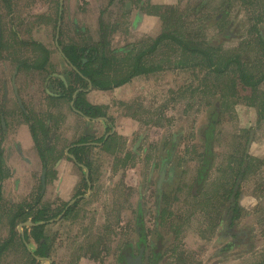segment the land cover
<instances>
[{
  "label": "rangeland",
  "instance_id": "374dc122",
  "mask_svg": "<svg viewBox=\"0 0 264 264\" xmlns=\"http://www.w3.org/2000/svg\"><path fill=\"white\" fill-rule=\"evenodd\" d=\"M61 8L63 14L59 18ZM225 28L227 35L223 32ZM0 32L3 44L0 152L5 172L1 235H8L10 221L20 209L30 210L40 187L42 168L30 129L36 132L37 143L50 167L48 150L53 144L52 135H56L57 156L63 157L65 149L83 134L97 140L114 128L112 136H115L107 143V150L92 147L89 151L96 159H91L94 163L91 164L103 172L109 171L105 182L110 177L116 188L108 187L99 198L100 191L92 193L95 197L82 206L93 200L104 203L107 209L105 215L101 212L103 222L98 217L97 228L88 219H81L82 211L77 212L78 217L71 214L79 221L73 230L87 236L80 244L77 241L82 237L76 238L82 250L75 247V251H81L85 259L73 264H123L118 261V255L135 238L133 222L127 221L137 212L133 202L138 199L129 197L127 185L137 183L145 189L144 211L148 215V231L150 235L153 233L152 242H147L149 252L158 245L159 235L163 236L164 257L155 264H264V61L260 58L264 57V48L255 43L257 35L264 41L261 35L264 36V0H64L62 5L60 0H0ZM56 39L65 47L97 42L102 46L101 51L109 58L103 71L106 77H96L100 79V86L91 88L87 98L101 108L111 125L85 122L71 113L68 99L51 100L42 93L41 86L49 73L65 77L75 87L80 85L59 56ZM158 39L159 43L152 48ZM183 44L206 51L205 56H211L215 63L227 59L225 71L215 73L214 67L207 66L208 62L204 66L193 60L199 55L198 50L188 55L190 52L182 51ZM46 48L48 63L44 62ZM140 54H146L139 60L142 65L156 69L116 86L132 72ZM6 62L8 101L3 99ZM102 62L97 61L93 67L99 69ZM40 65L45 69H39ZM17 66L20 69L16 85L25 101L27 115H22L12 94L10 77ZM242 68L261 80L257 85L261 97L256 107L242 101L250 90L232 94L235 89L232 86L237 88L240 83L233 74H239ZM48 88L52 93L61 92L57 77L52 78ZM217 104L222 109L221 124L216 127L211 142L213 160L210 163L203 158V131ZM162 130L168 135L163 139L168 140L181 133L177 171L182 172V185L177 194L169 192L170 203L160 213L162 227L155 229L153 191L144 179L151 163L145 157L162 139ZM117 150L119 163L113 160ZM124 154L126 160H123ZM102 156L108 157L104 163ZM203 161L210 169L198 189L195 178ZM242 167L244 177L236 226L237 231L248 233L249 246L245 250L241 244L226 254H219L220 240L226 239L221 229L228 211V195ZM70 168L71 165L65 169V164H61L58 172L66 178V170ZM50 174L49 191L53 195L52 170ZM58 184L60 191L72 188V184L66 185L65 179ZM34 213L36 210L32 209L29 215ZM94 254L96 258H90ZM143 260L145 264H153L149 253ZM1 262L31 264L29 254L18 239L6 250Z\"/></svg>",
  "mask_w": 264,
  "mask_h": 264
},
{
  "label": "flooded vegetation",
  "instance_id": "af4514ba",
  "mask_svg": "<svg viewBox=\"0 0 264 264\" xmlns=\"http://www.w3.org/2000/svg\"><path fill=\"white\" fill-rule=\"evenodd\" d=\"M64 0H60V5L63 4ZM252 2V1H250ZM62 8L59 12V18L62 16ZM60 20V19H59ZM57 26V36L59 35L60 31V22ZM224 34H229L228 29L225 28L223 30ZM1 33V32H0ZM0 58L2 54V34H0ZM264 40L263 33L261 34ZM57 38V37H56ZM100 42V41H99ZM100 43L97 42V44L93 43L92 45H82V46H66L61 42H59L58 39H56V46L59 48L58 54L61 56L66 64L69 66L71 71L75 74V79L80 82V85L78 87H75L71 85L70 81H67V79L61 75H56L55 73L48 74L46 77V82H44V85L41 86L42 93H44L46 98L51 100H63L68 99L69 100V109L72 114L79 116L82 118L85 122L91 121V122H101V123H107L108 125H111L110 120L106 116H100L96 118H92L89 116L84 115L80 110H78L75 107V102L78 94H80L81 99L85 100L86 102L97 106L90 102L87 98L88 92L93 87H99L101 83L100 79H97V76H104L106 75L103 73L105 70L106 63L108 61V56L104 55L102 46ZM88 48H93V55H96V58L90 62V65L88 64ZM96 49V51L94 50ZM50 52V51H49ZM44 53H46V60L44 62L48 63L49 55L47 52V48L44 49ZM101 53V54H100ZM147 54V53H146ZM143 55V57L146 56ZM76 56H81L80 59L83 60L84 65L81 68L82 69V75L81 78H79V75H77L78 70L72 65L73 59H71ZM68 56V57H67ZM141 58V59H142ZM107 59V61L105 60ZM103 61L101 64V67L99 69L94 68L93 66L97 61ZM43 62V63H44ZM7 64V62H6ZM8 64L3 68L4 72L6 73L5 79L3 80V96L4 100L8 101ZM39 69H45L44 65L38 66ZM20 67L17 66L16 69H14L12 76L10 77V83H11V89L12 94L15 96L16 103H18L22 115H27L28 110L25 105V101L23 102L21 98V94L19 91L18 86L16 85V78L19 73ZM148 72H142L140 74H146ZM136 75V76H137ZM57 77L59 80V83L61 85V92L60 93H52L50 89L48 88L50 82H52V78ZM81 79V80H80ZM130 81V80H129ZM118 83V82H117ZM121 86V85H120ZM110 87V86H109ZM112 87V86H111ZM110 87V88H111ZM75 88V92L72 94V96H69L70 89ZM108 88V89H110ZM103 89H107V87H104ZM39 93V91H38ZM41 96V94L39 93ZM53 107V106H51ZM98 107V106H97ZM103 112V111H102ZM104 113V112H103ZM221 114L222 109L217 104L216 109L214 110V114L209 116L207 121L208 125L205 130L203 131V137L204 141H202V145L204 144V159L210 160V163L213 160V151L212 147L213 144V137L215 136V130L217 126H220L221 124ZM105 115V113H104ZM3 119H1V122ZM85 130L88 129V127H84ZM215 128V129H214ZM31 131V138L33 139V143L35 146H37V159L40 162V166L42 168V173L40 176V187L37 192V196L35 199V202L29 206L30 210L25 211L20 209V211L13 216V219L10 221V228L8 235L4 237L0 234V264L2 263V259L5 258V252L7 249H9L12 245H15L17 242V239L23 246L25 247V250L29 254V258L31 260V264H73L74 261H82L85 259L83 256V253L81 251H75V247H78V249L82 250V246H78L76 244V238H79L80 236L82 239H79L77 242L80 244L81 241H83L84 238H86V235H79L77 230H73V226L79 223L75 218H72L71 214H75L77 217V212L82 211V217L81 219H88L90 223H92L94 228H97L99 225L98 221L99 218H101L103 222V216L102 213L105 215L104 211L106 206L104 203L94 202L92 201L91 204L88 203L87 206H90V208H87L84 205L85 201H89L93 199L95 196L92 193H95L97 191H100L98 194V198L101 196L104 191L107 190L108 187L116 188V186L112 185L109 177V181L105 182V176L108 175L109 171H101L100 168L94 167L91 163H93L92 160H96L94 156L90 155L89 148L94 147L96 148L100 147L102 149L107 150L108 144L110 143L112 138L114 139L115 129L112 128L111 131L106 132V134L101 136V139H89V136L85 133L81 138L75 142L70 144L65 149V155L63 157L57 156V149H56V143L55 138L56 135H52L51 141L53 144H50V148L48 150L50 161L52 162V166L48 167L47 163V157L42 151V147L37 143L38 136H36V132L32 129ZM36 136V138L34 137ZM161 140H159V143H157V146L153 148L152 151H148V155L145 157L147 161H150L151 167L149 168L148 173L144 174V179L149 182L150 187L153 191V205L156 206V214L154 215V219L156 220L155 223V229H159L162 227L161 220V210L166 208V206L170 203V197L171 193L169 195V192H173L177 194V191L180 190V185H182V172H178L179 164L178 161L180 158L179 156V147H180V137L181 133H179L177 136L174 135L170 140L163 139V137L168 136L167 132L165 130H162L161 132ZM35 138V139H34ZM116 142V141H112ZM197 143V141H196ZM249 143V140H248ZM107 144V145H106ZM195 145V143L193 142ZM198 146V145H197ZM93 148V149H94ZM197 148V147H196ZM119 150L115 151V157H113L114 162L119 163L120 160V154L118 153ZM152 154V155H151ZM94 155V151H93ZM109 156V154H106ZM104 157L103 163L105 161L106 156ZM127 159V155H123V160ZM184 160V158H183ZM102 161V160H101ZM204 162V161H203ZM201 163L199 167V172L196 175L195 178V187L198 189H201L203 180L205 179L208 170L210 169L209 166L207 167L206 162ZM61 164L71 165V168L66 170L68 171L65 173L64 178L60 172ZM94 164V163H93ZM209 164V163H208ZM106 169H110L107 166H104ZM0 169H1V176L2 182L0 185V227H1V218H2V205H3V184L5 179V172L3 167V160L1 158V152H0ZM102 169V168H101ZM52 170L53 175V183L54 191L53 195L49 191L50 183V172ZM54 171V172H53ZM117 172V171H115ZM241 173H244V167L240 169ZM141 176V175H139ZM237 177V176H236ZM243 176L240 178V187L239 192L240 195L238 199L236 200L239 204V199L242 194L241 192V183L243 180ZM66 180V185L69 186V184H72V188H69V190L60 191V184L57 185V183H62L63 180ZM236 180V179H235ZM237 182V181H236ZM107 183V185H106ZM114 184V182H113ZM102 187V188H101ZM234 187V186H233ZM232 187V191L233 188ZM101 188V190H100ZM110 190V189H109ZM145 189L141 186H138L137 184H131L127 185V191L130 196H137L138 199H136L133 204L134 207L137 208V212L132 214V216L129 217V220L127 221L130 223V220H132L133 224L131 227L134 228V236L130 242H128V246L123 249V251L119 252L118 255V261L122 262L123 264H132L134 261H138V264H145L146 257L148 258V253L151 254L153 264H155L157 261L160 260V258L164 257L163 249H164V243H162L163 236H160V239L157 240L158 245L151 249V253L147 249V242H152V234L150 235V231H148L149 224L147 222L148 215L144 211V194L143 191ZM230 190V191H231ZM229 192L228 195V211L226 214L225 219L222 221V229L221 233L222 236H225L226 239L220 240L222 243V249L219 254H226L229 251L233 250L234 247L243 245V249L246 250L249 246L248 242V233L242 231H237L236 226V220L234 221V225L232 227L229 226L230 224V216L232 214V211H230V207L232 204V196L235 197L236 192L234 193ZM175 194V196H176ZM175 198V197H174ZM178 198V197H177ZM232 204V205H231ZM231 205V206H230ZM95 206V207H94ZM36 210V213L29 215L31 210ZM96 212H98V215L96 216ZM102 212V213H101ZM230 213V214H229ZM27 215V217H26ZM25 216V217H24ZM125 222V225L127 224ZM97 223V224H96ZM1 233V230H0ZM136 234V235H135ZM139 237L138 239L136 237ZM2 239V240H1ZM148 240V241H147ZM117 242V241H116ZM247 242V243H246ZM236 243V244H234ZM31 245H33L35 248L32 249ZM166 244V243H165ZM232 245V248L231 246ZM117 250V249H116ZM248 250V249H247ZM77 253V254H76ZM77 255V257L75 256ZM74 256V257H73ZM73 257L75 260H73ZM92 259L96 258V255H92L90 257ZM73 260V261H72Z\"/></svg>",
  "mask_w": 264,
  "mask_h": 264
},
{
  "label": "trees",
  "instance_id": "16d2710c",
  "mask_svg": "<svg viewBox=\"0 0 264 264\" xmlns=\"http://www.w3.org/2000/svg\"><path fill=\"white\" fill-rule=\"evenodd\" d=\"M164 37H167L166 35H164ZM256 37H258L257 41L255 42L258 46L262 45L263 48H264V41H262V38L257 35ZM159 40H156V42L154 43L153 47L152 48H155V46L159 43ZM255 44V45H256ZM96 51V49H94ZM198 50V51H196ZM182 51H186V52H190V54L188 55H193L194 52H191V51H196L199 53V55H196L197 57L196 58H193V60L197 59V62L203 64L204 63V66L205 64H207L208 62V65L207 66H210V68H213V71L215 73H222L223 71H225V62L227 61L226 60H221L220 63H215L213 61V58L211 56H208L206 55L205 56V53L206 51H201V49L199 48H191V47H188L183 44V47H182ZM144 54H140L137 58H136V61H135V64H134V67L132 69V72L125 78H123L122 80H120L116 86H120V85H123L125 83H127L133 76L139 74V73H142V72H150L156 68H149V67H146L145 65H142L139 60L142 58ZM68 57V56H67ZM81 56H76V57H73L72 58V55H71V59H73V62H72V65L78 70L77 72V75H79V78H81V75H82V67L84 65V62L82 59H80ZM96 58V55H93V48H88V64L90 65V62L92 60H94ZM261 61L263 60L264 61V57L261 56ZM223 59V58H222ZM107 61V59H105ZM235 60L238 61V58H236ZM230 61H234V60H230ZM262 61V62H263ZM237 66V64H235ZM262 66H264V62L262 64ZM237 71V70H235ZM239 71V74H237V72H235V74H233V76H237V81H239V85H237V88L235 87V85L232 86V88H235L234 90H232V94L235 95L236 92H241V90H250L248 91V95H245L242 97V101H248L246 104L249 105V106H252V107H256L258 106L257 104V101L259 100V98L261 97L260 93H259V89H258V84L259 82L261 81L259 78L255 77L254 74H251V72H249L248 70L246 69H240L238 70ZM232 72V71H231ZM225 74V73H223ZM222 74V75H223ZM232 76V75H231ZM262 78H264V75H262ZM253 79H256L255 81L256 82H253ZM81 80V79H80ZM75 92V88L74 89H70L69 91V96H72V94ZM264 94V93H263ZM81 95L78 94L77 98H76V102H75V107L80 110L84 115L86 116H89V117H92V118H96V117H100V116H105L104 113L102 112L101 108L100 107H97V106H94L88 102H86L85 100L81 99L80 97ZM244 173H241V172H238L237 173V177H236V180L234 181V184H233V191L232 193L236 192V195L235 197L232 196V206L230 207V211H232V214L229 215L230 216V224L229 226L232 227L234 225V221L237 220L239 218V215H240V207L238 205V202L236 201L240 195V192H239V187H240V178L241 176H243ZM0 176H1V169H0ZM237 181V182H236ZM1 182H2V177H0V185H1ZM230 191V193H231ZM230 214V213H229ZM236 244V243H234ZM231 248H232V245H230ZM237 246V245H236Z\"/></svg>",
  "mask_w": 264,
  "mask_h": 264
},
{
  "label": "water",
  "instance_id": "95a60500",
  "mask_svg": "<svg viewBox=\"0 0 264 264\" xmlns=\"http://www.w3.org/2000/svg\"><path fill=\"white\" fill-rule=\"evenodd\" d=\"M0 34H1V33H0ZM0 36H1V35H0ZM0 38H1V37H0ZM137 262H138V261L136 260V261L132 262V264H138Z\"/></svg>",
  "mask_w": 264,
  "mask_h": 264
}]
</instances>
